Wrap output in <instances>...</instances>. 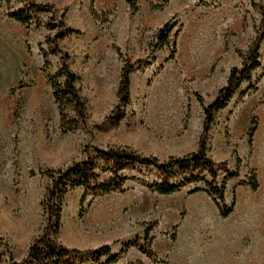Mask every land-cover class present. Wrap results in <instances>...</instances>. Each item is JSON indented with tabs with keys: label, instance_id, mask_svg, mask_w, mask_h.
Wrapping results in <instances>:
<instances>
[{
	"label": "rangeland",
	"instance_id": "obj_1",
	"mask_svg": "<svg viewBox=\"0 0 264 264\" xmlns=\"http://www.w3.org/2000/svg\"><path fill=\"white\" fill-rule=\"evenodd\" d=\"M33 1L55 6L57 12L42 19L64 20L75 30L59 46L79 76L87 118L78 129L62 131L50 83L62 57L49 53V67L43 57L50 51L46 39L56 30L10 18L8 7L17 9L21 2L0 0V237L10 249L0 264H34L26 256L46 229L42 202L50 180L44 170L65 168L94 147H130L161 160L196 151L204 105L264 32V0H138L135 13L125 0ZM166 23L172 28L168 43L155 50V35ZM126 59L149 63L131 74L130 102L120 123L103 125L118 102ZM260 60L262 67L252 74L257 89L246 91L244 83L217 111L209 135V155L240 172L227 183L226 202L235 203L227 218L206 192L190 193L202 184L160 194L130 179L125 191L96 197L80 187L70 189L61 226L52 234L56 241L86 256L103 245L117 253L138 240L155 254L133 246L111 264H264V39ZM252 167L260 181L257 190L240 183ZM126 173L157 178L152 168ZM109 176L103 173L101 179Z\"/></svg>",
	"mask_w": 264,
	"mask_h": 264
},
{
	"label": "trees",
	"instance_id": "obj_2",
	"mask_svg": "<svg viewBox=\"0 0 264 264\" xmlns=\"http://www.w3.org/2000/svg\"><path fill=\"white\" fill-rule=\"evenodd\" d=\"M3 1L7 5L11 4V0ZM125 1L129 5L131 13L138 10V0ZM19 2L22 5L17 9L8 7L7 15L10 18L25 24L27 27L31 25L35 27L45 26L49 30H56L53 36H48L46 39L50 51H43V57L45 66L49 67L51 64L49 53L61 54L60 68L50 77V83L54 100L61 115V129L64 132L74 131L86 121L87 103L77 86L79 76L70 67L71 56L60 48L59 40L69 33L75 32V30L67 26L64 20L55 22L42 19L41 15L44 13L55 14L57 12L53 4L38 3L33 0H19ZM93 14L97 17L95 10H93ZM171 31L172 28L169 27L168 23L157 31L155 37L159 43L156 44L155 50L168 43ZM263 39L264 32L254 38L249 50L243 56L242 66L231 69L227 83L218 90L215 99L210 104L204 105L205 118L196 151L161 160L155 155H143L130 147H94L92 151L87 150L86 158L74 161L65 168L44 170L42 173L50 180L42 202L47 224L43 233L31 243L26 262L34 264H80L89 261L99 263L103 257H106L103 264H111L117 262L121 255L127 253L133 246L149 256L155 255L151 248L141 244L138 240L126 242L117 253H112L108 245H103L86 256L81 250L70 249L57 242L52 234L56 233L61 226L63 199L66 193L75 187L83 188L86 194L96 197L115 191H125L127 189L126 181L130 179L137 180L149 190L160 194H172L191 184H202L203 186H197L190 193L206 192L216 205L219 215L222 218H227L235 208L234 201L231 205L226 202L227 183L230 179L238 177L240 172L238 169L230 170L226 161L216 162L209 155V135L217 111L228 105L244 83L249 84L246 91L257 89L256 83L252 82V74L254 70L262 67L260 48ZM173 55L172 52L171 58ZM146 64L135 65L128 59L124 60L117 91L118 102L111 115L104 120L103 125L114 126L120 123L124 116L123 108L130 102L131 74L135 70L145 68ZM256 128L257 124L254 121L249 133L250 142ZM238 162L240 164L241 160L239 159ZM143 168L154 169L157 174L156 180L147 181L134 174L126 173V171L135 170L141 173ZM103 173L109 174V178L102 180L101 175ZM221 173H224V176L220 179ZM240 183L248 185L252 190H257L260 187V181L256 168L252 167L247 173V178ZM174 237L172 236L173 239ZM4 250L9 251L10 249L8 243L0 237V257L3 256ZM9 257L13 261L12 253H9Z\"/></svg>",
	"mask_w": 264,
	"mask_h": 264
},
{
	"label": "crops",
	"instance_id": "obj_3",
	"mask_svg": "<svg viewBox=\"0 0 264 264\" xmlns=\"http://www.w3.org/2000/svg\"><path fill=\"white\" fill-rule=\"evenodd\" d=\"M229 247L227 246V249H228ZM229 254V253H228ZM228 254H227V257L229 258V256H228Z\"/></svg>",
	"mask_w": 264,
	"mask_h": 264
}]
</instances>
